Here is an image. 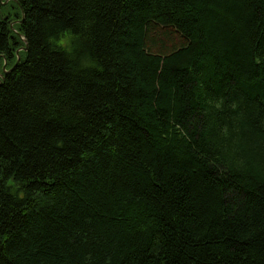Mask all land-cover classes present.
<instances>
[{"label": "trees", "instance_id": "16d2710c", "mask_svg": "<svg viewBox=\"0 0 264 264\" xmlns=\"http://www.w3.org/2000/svg\"><path fill=\"white\" fill-rule=\"evenodd\" d=\"M4 1L0 264H264V0Z\"/></svg>", "mask_w": 264, "mask_h": 264}, {"label": "water", "instance_id": "95a60500", "mask_svg": "<svg viewBox=\"0 0 264 264\" xmlns=\"http://www.w3.org/2000/svg\"><path fill=\"white\" fill-rule=\"evenodd\" d=\"M8 2V0H5L4 2H2V4L4 5V4H6ZM10 27H12V25H10ZM24 51H26V47L23 49ZM17 54V53H16ZM17 62H18V58H17ZM16 62V63H17ZM11 70V69H10ZM10 70H8V71H6L5 70V66H2V72L4 73V74H6V73H8ZM1 80H2V74H0V82H1Z\"/></svg>", "mask_w": 264, "mask_h": 264}, {"label": "rangeland", "instance_id": "374dc122", "mask_svg": "<svg viewBox=\"0 0 264 264\" xmlns=\"http://www.w3.org/2000/svg\"><path fill=\"white\" fill-rule=\"evenodd\" d=\"M65 42H66V40H62V41H61V43H65ZM0 70H1V69H0Z\"/></svg>", "mask_w": 264, "mask_h": 264}]
</instances>
